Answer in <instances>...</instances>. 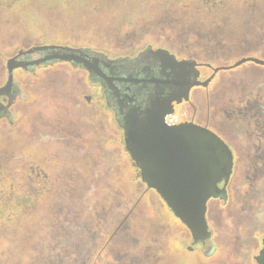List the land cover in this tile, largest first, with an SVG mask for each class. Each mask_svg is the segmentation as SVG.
<instances>
[{"label":"rangeland","instance_id":"rangeland-1","mask_svg":"<svg viewBox=\"0 0 264 264\" xmlns=\"http://www.w3.org/2000/svg\"><path fill=\"white\" fill-rule=\"evenodd\" d=\"M45 1L0 0V86L8 78L7 59L22 48L56 41L77 47L111 48L107 37L113 36L116 30L107 28L106 23L113 16L99 21L101 17H95L104 12L92 9L77 13L76 18L60 6L59 0H48L50 7L44 5ZM239 3L243 7L235 12L238 18L232 20V26L223 22L231 20L229 16L203 22L202 17H197L195 27H185L181 22L168 28V36L164 34L161 41L172 50L183 43H193L190 45L198 47L192 52L200 60L207 55L204 49L214 48L213 65H232L230 69L219 70L210 85L211 113L220 112L224 116L220 118L222 122L227 120L222 110L232 107L241 94L264 103V65L254 61L235 65L242 58L264 60V0H241L235 4ZM177 17L183 16L179 12ZM140 21L145 25V19ZM70 23L69 28H63ZM150 29L145 28V33ZM135 32L134 28H122L119 36L124 37L121 39L125 44H117L119 53L130 52V46L144 45L130 40ZM39 55L33 52L31 59L37 60ZM39 67L37 77L15 70L28 98H18L12 106L15 107L13 114L19 113L14 125L0 121V159L12 166L7 171L9 180V176L17 174L22 178L28 176L32 172L30 165L40 168L46 174L41 185L49 190L44 195L45 201L38 202L30 199L36 194L27 192L29 188H26V199L21 200L27 204L26 210H15L11 220L8 214L1 218L0 264H250L251 251L254 253L258 244L253 237L256 232L264 233V181L251 186L244 173L243 183L233 181L230 204L211 201L207 214L213 231L210 241L226 249V254L211 262L198 263L195 257L184 252V247L191 245L188 229L165 206L158 193L139 183L128 155L117 144L112 120L103 109L83 105L81 110L73 112L74 103H83L85 99H76L75 94L72 97L67 87L61 85L64 82L60 78L71 73L69 64ZM73 72L75 76L79 73L84 76L79 71ZM80 78L77 76L74 82V90L79 91L76 93L87 90L85 93L91 94V86L81 85L83 78ZM203 94L202 87L192 91V102L198 112L206 108ZM98 96L99 93H93V101ZM193 111L190 103H183L174 113L173 121L178 123L189 118ZM41 113L50 117L71 113L70 120L75 122L77 132L71 131L73 134L68 135L64 129L60 130L58 120L53 121L55 126L37 123ZM86 115L90 117V125L83 119ZM213 120L211 123L220 128L218 118ZM42 133L49 135L45 142ZM230 135L225 132L227 138ZM53 137L65 141L68 149H74L69 158L75 167H43L57 156L47 155L49 161L44 163L43 155L37 150L34 156L26 158L24 154L32 153L33 149H15L23 146L38 149L39 145H50ZM248 153L251 152L248 150ZM249 156L254 160L253 152L246 158L237 155L236 167L243 162L244 166L253 164ZM248 166L246 175L253 177V167ZM5 172H0L3 179Z\"/></svg>","mask_w":264,"mask_h":264},{"label":"flooded vegetation","instance_id":"flooded-vegetation-1","mask_svg":"<svg viewBox=\"0 0 264 264\" xmlns=\"http://www.w3.org/2000/svg\"><path fill=\"white\" fill-rule=\"evenodd\" d=\"M240 1L241 0H59L60 6L65 9V11H68L72 17L74 15L77 18V13L85 11L90 12L92 9L96 12H104L102 16H94L95 18L101 17L99 21L109 19V15L113 16L110 23H106L109 24L107 28L116 30L113 36L107 37V40H110L109 42L113 46L111 45L109 49L92 45L77 47L64 44L61 41H56L51 44L35 45L28 49H20L17 54L7 59V65L11 58H16V62L31 61L33 60L31 59L33 52L40 54L39 59L47 57H50V59L40 61L28 67H15L13 69V83L10 89L6 88L8 78L6 82L0 86V121L3 120L10 125H14L19 113H16V115L13 114L15 107L13 108L12 106L17 102L18 98H22L23 96L26 98L27 96L23 82H21L20 78H17V74H15L16 69L20 70L21 74H29L30 76L34 75V77H37L35 75H38L37 69L39 66L48 67L59 63L69 64L71 69H69V71H71V73H67V77L63 76L60 78V82H64L61 85L67 87L69 95L72 97H74L75 94L76 99L80 97L85 99L83 102L84 104L82 101H76L74 103L72 107L73 112L81 110L83 105L86 108H92L91 105H94L99 110L103 109L102 111L112 120L111 126L116 135L117 144L120 146L123 153L128 155L130 165L134 167L139 183H142L148 188L146 183L141 179L140 164L133 160L126 150V133L131 131L139 132L149 123L160 122L161 115L170 109L171 105L175 113L180 105L183 103H190L194 109L191 116L186 119H181L176 124H193L208 128L218 134L228 144L233 154V169L226 186L228 194L227 200L224 201L219 197L210 198L207 205V214L210 209L211 201H215L214 203L228 204L231 198L230 192L233 193L234 182L240 180L239 182L243 183L244 173L251 186L264 181V103L256 98L251 99V97L246 94H241L239 99L236 100L234 104L232 103V107L222 110L227 118L226 121L222 122L220 118H224V116L221 115L220 112L218 113V111L215 110L214 113H211L210 85L215 81V75L219 70L230 69L232 65L220 67L213 65L211 58L215 55L214 53H216L214 48L204 49L207 55L204 59L200 60L194 55L195 53L192 52L193 48L198 47L190 45L193 43H183L177 47L176 50H172L161 44V41L165 37L164 34H168V28L181 24V22L184 23L182 25L185 27H195V19L197 17H202L201 21L203 22L205 19H220L229 16L231 20H225L223 22H228V24L232 26V20L235 21L236 18H238L235 12L239 11L238 9L240 7H243L241 3L235 4ZM44 5L50 7L48 0L45 1ZM179 12L183 17L181 19L177 17L176 19L175 15ZM140 19H145V25L141 24ZM202 22L197 23L198 25L200 24L199 26H203ZM71 23H73V21ZM71 23L63 28H69ZM122 28H134V30H137L135 35L130 36V40L140 41L144 43V45L137 48L130 46V52L119 53V49L116 48L117 44H121V46L125 44V41L121 39L124 37L119 36V32H121ZM145 28L151 29L145 33ZM153 29L158 30L153 33L151 32ZM216 41L220 43L219 40ZM37 47H46V49L35 50ZM117 47L120 48V46ZM31 49L33 50L30 53L26 52ZM20 52L22 53L19 55ZM52 55L67 56L70 57V59H62L60 57L51 58ZM16 62L14 61L12 64ZM74 70L81 72L84 76L82 77L79 75L80 73H75L77 74L75 76ZM77 76L79 78L81 76L80 79L83 78L81 80V85L85 86L89 84V86H91V94H89V92L85 93L87 90L76 93L79 92L74 90L76 87L74 82L78 80ZM66 83L68 85H65ZM199 87L204 89L203 99L206 97V108L201 112L196 110V106L192 102V91ZM3 88H6V90H3ZM96 92L97 94L99 93V98L97 97L95 99L96 101H93V93L97 95ZM70 118L73 119L71 113L64 115L56 114L51 117L50 115L47 116L41 113L38 115L37 123L40 122L43 126H45L46 123H50L52 126H55V122L53 121L58 120L60 122L57 125L59 129H64L68 135H71L73 134L71 131H76L77 127L74 124L75 122L70 120ZM212 118H214L213 121L218 118L219 125H221L220 128H217V126L213 124L214 122L211 123ZM229 118L231 120H228ZM83 119L90 125L89 115L88 118L86 115ZM166 127L165 124H161V128ZM225 132L232 133L234 142H232L231 135L230 138L225 136ZM107 135H109V130H107ZM42 136L45 142L46 137L49 135H47V133H42ZM69 138H71V136H69ZM60 140L53 137L50 140V145L38 144L39 148H37L39 150L34 147L25 146L15 149H21L22 151L25 149H33L34 151L32 153L24 154L26 158H28V156H34L37 151H39L43 155L44 163L45 160L46 162L49 161L47 155H54L53 157L57 156V159L52 157L53 159L49 165L42 163L44 165L43 167H75V162L69 158L70 155H73L70 153H72L74 149H68L65 141ZM51 141H53V144H51ZM248 150L255 154L254 160L249 156L253 164L244 166L243 162L236 167L237 155H242L246 158V156L251 154L248 153ZM2 161L3 160L0 159V172L6 171V174L4 173L5 179L0 177V221L4 214H8L7 218L11 220L16 214L15 210H21L27 207V204L21 201L26 199L24 196L26 188H29L26 190L27 192L36 194L34 196L31 195L32 197L30 199H37L38 202L45 201L44 195L47 194L49 190L41 185L43 180L46 179L44 178L46 174H42L40 168H36L35 165H30L32 172H30L28 176L22 178L23 176L17 174L14 177L9 176V180L7 171L9 167L12 166ZM247 166L253 167V177L246 175ZM43 170L45 169L43 168ZM223 184L224 181L220 182L219 186L222 187ZM24 210H26V208ZM207 222L209 230L211 231V236L202 241L195 242L190 230L185 226L190 233L191 245H184V252L189 256L195 257L198 263H200V261L211 262L217 256H225L226 254V249L222 250L217 243L210 241L213 237V231L210 228L208 217ZM180 223L183 224L181 221ZM263 237L264 233L260 235V233L257 232L255 233V237H253L258 240V244L255 246L256 248L254 247V253L251 251L250 264H258L256 256L262 248ZM170 247L171 246L168 245V249H170Z\"/></svg>","mask_w":264,"mask_h":264},{"label":"water","instance_id":"water-1","mask_svg":"<svg viewBox=\"0 0 264 264\" xmlns=\"http://www.w3.org/2000/svg\"><path fill=\"white\" fill-rule=\"evenodd\" d=\"M44 49L46 47L35 48ZM54 57L70 59L67 56H51ZM48 59L50 57L16 62V58H11L7 65L9 77L6 88L10 89L13 83L15 67H28ZM14 61L16 63L12 64ZM246 61L264 65V60L256 58H245L235 65ZM173 113L171 105L161 115L160 122L149 123L139 132L126 133V150L140 164L142 181L159 194L190 230L194 241H202L211 236L206 217L208 200L212 197L227 200L226 186L233 169V154L228 144L206 127L167 124L166 115ZM161 124L167 127L161 128ZM223 181L220 187L219 183ZM256 261L264 264V237Z\"/></svg>","mask_w":264,"mask_h":264},{"label":"built area","instance_id":"built-area-1","mask_svg":"<svg viewBox=\"0 0 264 264\" xmlns=\"http://www.w3.org/2000/svg\"><path fill=\"white\" fill-rule=\"evenodd\" d=\"M173 115H174V114H168V115H166L165 120H166V123H167V124H169V125H174V124L177 123V122H174V121H173Z\"/></svg>","mask_w":264,"mask_h":264},{"label":"bare ground","instance_id":"bare-ground-1","mask_svg":"<svg viewBox=\"0 0 264 264\" xmlns=\"http://www.w3.org/2000/svg\"><path fill=\"white\" fill-rule=\"evenodd\" d=\"M174 114V113H173Z\"/></svg>","mask_w":264,"mask_h":264},{"label":"crops","instance_id":"crops-1","mask_svg":"<svg viewBox=\"0 0 264 264\" xmlns=\"http://www.w3.org/2000/svg\"><path fill=\"white\" fill-rule=\"evenodd\" d=\"M166 206V205H165Z\"/></svg>","mask_w":264,"mask_h":264}]
</instances>
